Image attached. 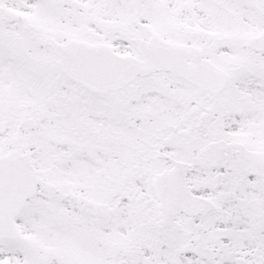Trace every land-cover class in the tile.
I'll use <instances>...</instances> for the list:
<instances>
[{"label": "snow or ice", "instance_id": "obj_1", "mask_svg": "<svg viewBox=\"0 0 264 264\" xmlns=\"http://www.w3.org/2000/svg\"><path fill=\"white\" fill-rule=\"evenodd\" d=\"M0 264H264V0H0Z\"/></svg>", "mask_w": 264, "mask_h": 264}]
</instances>
